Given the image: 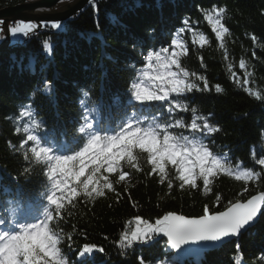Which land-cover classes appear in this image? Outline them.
<instances>
[{"label": "trees", "instance_id": "1", "mask_svg": "<svg viewBox=\"0 0 264 264\" xmlns=\"http://www.w3.org/2000/svg\"><path fill=\"white\" fill-rule=\"evenodd\" d=\"M28 2L0 0V11ZM96 8L98 13L87 2L64 28H46L24 45L0 49V217L11 218L15 213L32 222L47 206L43 190L50 186L46 164L35 160L29 150L31 142L20 147L26 139L23 129L35 120L42 121L35 134L61 153L75 147L73 138L79 136L85 111L92 110L105 131L117 130L133 112L128 90L146 69L145 57L165 48L168 53L161 52L165 56L180 51L173 46L175 39L187 49V55L180 56L181 66L196 74L190 79L201 88L203 81L197 76L205 77L209 90L187 94L188 113L169 114L163 107L137 115L190 123L191 108L196 107L197 114L221 129L208 137L209 147L218 155L227 153L234 169L259 172L260 179L245 184L221 174L205 195L202 180L195 189L188 185L180 189L181 182L170 166L161 184L158 174L149 175L151 165L144 154L139 161L141 172L126 167L132 175L119 183L115 175L110 176L119 198L107 189L95 199L80 195L65 205L64 220L52 222L64 234L61 248L69 264H79L78 252L84 244L105 250L88 257V264H140V257L144 264H171L173 256L158 236L148 244L120 249L121 233L135 226L127 222L141 217L154 223L168 213L198 218L206 204L215 213L225 210L229 201H244L264 191V166L258 164L264 158V99L245 90L251 88L264 97V0H97ZM221 8L225 9L222 23L228 29L223 41L207 20L209 13L215 16ZM92 33L97 35L89 38ZM201 36L206 43H201ZM46 42L53 46L50 54L44 49ZM30 62L35 63V74L29 70ZM45 79L51 82L53 95L41 91ZM216 85L223 89L221 93L215 91ZM117 96L120 104L115 103ZM25 110L33 115H24ZM173 131L189 134L186 129ZM169 180L173 184L170 193ZM245 186L248 191L241 195ZM237 241L188 264H264V211L259 222Z\"/></svg>", "mask_w": 264, "mask_h": 264}, {"label": "snow or ice", "instance_id": "2", "mask_svg": "<svg viewBox=\"0 0 264 264\" xmlns=\"http://www.w3.org/2000/svg\"><path fill=\"white\" fill-rule=\"evenodd\" d=\"M94 10L97 0H89ZM225 9L215 11V16L209 13L207 20L212 24L216 36L223 41L228 29L222 23ZM113 22L116 18L113 17ZM3 22L0 21V24ZM188 25V20L184 21ZM40 25L33 22L16 21L9 28L13 37H29L35 33ZM43 27L62 29L59 21L44 23ZM99 29V21H97ZM2 31V29H0ZM181 32L183 29L180 30ZM89 34V38L96 36ZM102 38V35L100 37ZM201 43H206L203 36ZM106 43V42H105ZM173 46L180 51L168 49L160 52H150L146 57V69L141 70L137 78L131 83L128 90V103L133 112L123 119L117 130L105 131L99 121L93 116L92 110L85 111L83 123L78 128L79 136L73 138L75 147L66 152H58L51 144L43 142L42 138L35 134L41 128L42 121L35 120L29 127L23 129L26 133L20 147L23 148L31 142L30 152L37 162L46 164V177L50 182L46 195L47 206L42 215L34 221L28 222L20 219L14 213L11 218L0 217V264H69L66 254L63 253L61 244L65 237L59 224L52 226L54 220H64L62 212L66 204H73L76 197L83 195L89 199L103 197L105 189L116 192L110 176L117 177V183L125 181L132 175L125 168L141 172L140 159L146 154L147 163L151 165L149 175L158 174L160 183L169 176V166L174 170L176 179L181 183L180 189L185 185L197 188V181L202 180L203 192L207 195L212 189L214 179L221 174L232 177L237 181H258L260 173L251 169H234L229 163L228 154L218 155L209 147L208 137L220 132L219 126L209 123L207 116L197 114V108H191V122L185 123L181 118L159 121L156 118L137 115V112L150 111L153 108L166 107L169 114L189 112L187 94L195 91H208V81L203 76L197 79L203 81V88L194 83L190 76H196L183 68L180 56L187 55L185 45L178 40H173ZM223 46V45H221ZM50 43L44 44V49L49 54L52 52ZM29 70L35 74L34 62L29 63ZM241 68L244 62L241 61ZM45 68L41 67V72ZM235 78V74H233ZM239 83V81H236ZM247 79L244 84L247 85ZM249 95L257 99H264L259 92H253L251 88H245ZM41 91L48 95L54 94V88L50 81L44 80ZM215 91L221 93L223 89L216 85ZM35 91L32 99L35 98ZM87 96V93H84ZM183 98V99H181ZM115 103L120 104V98L115 97ZM137 105L139 107H137ZM28 107H31L29 105ZM24 115H33L25 110ZM201 121V122H198ZM174 129H186L189 134L173 131ZM20 128L16 129L19 133ZM10 143V142H9ZM24 159L28 160L27 154ZM258 164L264 166V158L258 160ZM169 193L173 187L172 181H168ZM245 186L243 193L247 192ZM119 198L120 193L116 192ZM130 198V197H129ZM220 196H216V205L219 206ZM135 207V204H133ZM264 209V191L251 196L244 202H228L225 210L210 213L206 204L203 214L198 218H189L184 215L168 213L162 218L149 223L141 217L129 220L127 225L135 224L134 228H127L121 233L119 240L120 249H130L134 244H148L155 236L167 237V246L177 255L171 264H184V258L193 251L192 246L202 244H219L228 238H238L242 231L247 232L257 221L261 210ZM71 241V234H68ZM71 245L69 244V247ZM236 248H240L239 241ZM104 248L95 244H84L78 252L81 258L79 264H88V257L95 253H104ZM140 264H144L142 257Z\"/></svg>", "mask_w": 264, "mask_h": 264}, {"label": "rangeland", "instance_id": "3", "mask_svg": "<svg viewBox=\"0 0 264 264\" xmlns=\"http://www.w3.org/2000/svg\"><path fill=\"white\" fill-rule=\"evenodd\" d=\"M82 1L83 0H61L56 5L51 6V7H35L33 9H24V10H20L18 12L24 14L25 16H27L30 19L59 18V17H64V16L70 14L72 11H74L76 9V7H74V6L79 5ZM75 12H77V10ZM72 16H74V15H71V17L68 18V20H70L72 18ZM0 21H2L4 23V19H1ZM16 21H23V20H21V19L9 20L7 23L8 32H9V28L11 26H13L14 22H16ZM26 22H33V23L40 25L35 30V33L31 34L29 37H13L10 34V32H9V35H7L3 29V23L0 24V29H2V31H0V49L5 48V47L22 45V44L26 43V41L28 39L33 37L38 32L39 29L46 30V27H42V24H40L36 20H29ZM49 28H51V27L49 26ZM55 30H57V29H55Z\"/></svg>", "mask_w": 264, "mask_h": 264}, {"label": "water", "instance_id": "4", "mask_svg": "<svg viewBox=\"0 0 264 264\" xmlns=\"http://www.w3.org/2000/svg\"><path fill=\"white\" fill-rule=\"evenodd\" d=\"M59 1H61V0H30V2H28L26 4L19 5L17 7H13V8H7L5 10H1L0 11V20L4 19L3 29H4L5 33L7 35H9L8 27H7V23L9 20H16V19H21L23 21L36 20L37 22L65 21V20H68V18H70L71 15H75L77 12L81 11L82 8H84V6L86 5V3L89 2V0H83L79 5L74 6V7H76V9L74 11H72L70 14H68L64 17H59V18H37L39 20L30 19L27 16H25L24 14L18 12L20 10L33 9L35 7H51V6L56 5ZM76 10H77V12H75ZM258 218H259V216H258ZM243 232L244 231H242V233ZM163 238H165L167 240V237L163 236ZM231 239L232 238H228L224 242L219 243V244H215V245H212V244L194 245V246H192L193 251L190 253V255H188L184 258V261H187L191 258L192 259L196 258L202 254H205V253L209 252L210 250H213V249L219 247L220 245L226 243L227 241H229ZM175 255H177V253H175Z\"/></svg>", "mask_w": 264, "mask_h": 264}, {"label": "bare ground", "instance_id": "5", "mask_svg": "<svg viewBox=\"0 0 264 264\" xmlns=\"http://www.w3.org/2000/svg\"><path fill=\"white\" fill-rule=\"evenodd\" d=\"M44 191H46V193H48V189L47 188H43Z\"/></svg>", "mask_w": 264, "mask_h": 264}]
</instances>
